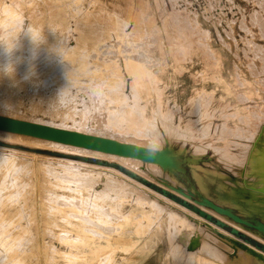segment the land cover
<instances>
[{"label": "rangeland", "instance_id": "1", "mask_svg": "<svg viewBox=\"0 0 264 264\" xmlns=\"http://www.w3.org/2000/svg\"><path fill=\"white\" fill-rule=\"evenodd\" d=\"M63 1L0 0V113L10 111L27 121L81 125L78 128L87 134L146 147L161 146L162 138H169L174 147L185 145L203 159L219 162L228 183L238 179L237 160L247 157L244 145L254 151L249 133L264 128V0ZM62 3L65 25L51 20ZM81 28L110 38L97 50L77 53L72 59L68 52ZM164 52L175 59L170 67L174 78L165 87L162 81L151 85L153 103L147 112L129 70L140 66L122 64L130 66L133 55L144 60ZM202 84L205 91L197 94L195 88ZM161 89L176 98L166 101ZM239 104L244 111L238 110ZM20 142L0 137V153L10 157L0 169V264H190L188 256L181 259L172 253L171 240L180 225L171 217L175 211L158 200L156 206L149 205L153 195L140 193L135 181L157 194H166V188L170 198L203 206V211L231 228L240 225L243 230H237L245 237H239L264 249L258 231L177 192L157 164L154 168L142 162L126 165L66 148ZM263 156L255 161L258 169L253 173L264 179ZM72 169L90 174L85 177ZM242 203L256 213L248 200ZM133 209L145 216L136 214L128 222L133 224L121 226ZM223 229L231 232L229 227ZM98 241L104 246L91 263L85 258Z\"/></svg>", "mask_w": 264, "mask_h": 264}, {"label": "bare ground", "instance_id": "2", "mask_svg": "<svg viewBox=\"0 0 264 264\" xmlns=\"http://www.w3.org/2000/svg\"><path fill=\"white\" fill-rule=\"evenodd\" d=\"M97 49H98V45H90L87 42L86 43L85 42H79L78 44L76 43V44H74V46L70 47L69 50H72V51H69L68 55L71 56L73 59L75 57V55H77V53L78 54H84L89 50L95 51ZM100 51L103 52V50H100ZM4 52H5V54L9 53L7 51H4ZM97 52H99V51H97ZM89 55H91V53ZM93 55L95 56V54H93ZM2 57H4V56H2ZM6 59H8V58H6ZM164 60L166 61V59H164ZM58 62H60V61H58ZM7 64L8 63H6L4 65H7ZM145 66H146V64H145ZM25 67H27V66L25 65ZM23 69H25V68H23ZM157 69H159V68H157ZM37 71H39V70H37ZM64 71H62V72H64ZM93 71H95V70H93ZM117 71L120 72L119 69ZM94 73H96V72H94ZM32 75L33 74H31L30 76H32ZM36 81H38V80H36ZM211 81H213V80H211ZM219 81L224 82L223 79H220ZM54 92H55V90H54ZM5 100H4V103H6ZM1 106H3V105H1ZM237 108L240 111H244L243 110L244 108L240 104H239V106L237 105ZM2 112L3 113H0V137H5V138H7V140H8V138L13 139V140H17V143H18V141H21V142H26V144L27 143H33V144H39V145H50V146H55V147H60V148H66L67 150L68 149L72 150L71 152L75 151V152H80V153H84V154L86 153L89 155L92 154V155H95L96 157H104V159L106 158V160L108 158L114 159V160L119 161L121 164H126V165H129V164L135 165V164H139L142 162V163H146L147 165L154 168L157 164L161 168V170L163 169L162 171L164 173L166 172V174H165V176L167 175L166 178L171 180V182L173 183L172 186L177 192L183 194L187 198L194 199L195 201H197L200 204H203L207 207L214 209L215 211L219 212L220 214L227 216L228 218H230V219L234 220L235 222L243 225L244 227L248 228L249 230L258 231L264 237V201H261V198H263V200H264V179L261 178L259 176V174H257V172H256V174L253 173V170H255L257 168L256 167L257 164L255 161L260 160V157H258V156L264 154V150H262V148H264V128L257 130V131H251L249 133L248 137L254 140V142H253L254 143V151H251L250 149H248L249 148L248 143L245 144L246 146L244 145V147L246 148V151H247V157L246 158H239L237 160L238 164L240 165V172H239V175L237 176L238 179H234V180H232V183L231 182L228 183L227 182L228 180L226 179L227 174L222 172L223 170L220 169V163L219 162L213 160L211 157H209L208 159L207 158L203 159L202 156L199 155V153H196L192 150L189 151L188 146L181 145L179 147H177V146L174 147L173 143H171L169 141L170 140L169 138H164V137L162 138L163 140L160 143V145L162 144L161 146L164 145V147L159 146V144H157L158 146H154V147H146L145 145H142V144L138 145L136 143L130 144V143H126V142H120V141L114 139V137H112V136L107 137V136L100 135V134L99 135L87 134L86 132H83L84 130L82 127L78 128L79 126H81L79 124H78L79 125L78 127H73V126H70V125L68 126L65 124H60V125L56 124L55 125V123H47V122H42V121L39 122L37 120L33 121L34 119L27 121V119L19 118L15 114L10 113V111L8 113H6L7 111H5V114H4V110H2ZM64 120H66V119L64 118ZM170 129H172V127ZM123 133L125 134L126 132H123ZM120 134H122V133H120ZM124 134H122V135L125 136ZM132 135H134V134H132ZM170 135H172V134H170ZM170 137H172V136H170ZM174 138H178V137H174ZM9 141H12V140H9ZM250 143H252V142H250ZM1 148H2V146H1ZM189 152H191V154ZM8 157L5 154L0 153V169H3V164H5L10 158V157L9 158ZM99 160H101V159H99ZM261 160H263L262 163H264V159H261ZM201 162H203V164H201ZM14 164H11V165L14 166ZM69 166L71 167V165H69ZM187 166L189 169H187ZM4 167L6 168V166H4ZM72 171H74L75 174L82 173V174H84L85 177L90 174L88 171H76L73 169H72ZM63 173H65V172H63ZM262 173H263L262 177H264V167H263ZM69 174H71V173H69ZM11 175H13V174H11ZM7 176H8V174H7ZM2 178H4V177H2ZM7 178L10 179L13 177L10 176ZM75 178H76V176H75ZM80 179H81V177H80ZM0 180H2V179L0 178ZM131 181H133V180H131ZM70 182L72 183L73 181H70ZM80 182L81 181H79V183ZM89 182H90V180H89ZM127 182H129V181H127ZM188 183L191 185V189H187ZM10 184H12V183H10ZM134 184L137 185L136 189H138L140 193L142 192L144 194L153 195L154 199H150L148 201L149 205L156 206L155 203H157L159 201V202L165 203L166 207H170L175 211V213L171 214V217L174 219L175 224L178 223L180 225L176 226V228L174 230V236L172 237V240H171L172 241V253L174 255H177L181 259L182 258L186 259V257L188 256L187 258L189 261H187V262L190 264H264V252H263L264 249H263V251H261L262 249L261 250H259L260 248L257 249L258 248L257 246H256L257 248L253 247L251 245L252 240H250L249 238H247V239L245 238L246 241H244V239H242L241 237L244 238L245 235L240 232L243 230V229H241L243 227H241L239 224H238L239 226H236V225H235L236 227L234 226L236 229L231 228L228 224H226V223L214 218L210 214H208L207 213L208 211L205 212L206 209L203 206H199L202 209L201 210L200 208H198L194 204L190 205L191 202H189L185 199H184L185 200L184 202H180L177 199L170 198V197H168V195H166L167 194L166 188H165L166 194H163V193L157 194L154 191H151L149 188L145 187V185H142L141 183H137V181H135ZM127 185H129V184H127ZM14 187H15V185H14ZM130 190H132V189H130ZM104 191H105V189H104ZM247 191L251 193L250 194L251 196L247 197L244 195V194H247ZM94 194H97V193L94 192ZM194 194H198L197 196L199 198L198 199L194 198ZM140 195H142V194H140ZM207 195L211 196L214 200L207 197ZM225 195H229V197H225ZM258 196L260 199L258 198ZM140 197H142V196H140ZM242 200H248L251 203V207L254 209V212H256L257 214L253 213V211H249L250 206L244 205L242 203ZM223 204H228V205H223ZM2 205L4 206V202ZM75 207L77 209V207H79V206L75 205ZM83 209L85 210V208H83ZM102 209H104V208H102ZM145 209H147V208H145ZM203 210H205V211H203ZM80 211H81V209H80ZM138 211H139L138 209H133L130 212H128L127 215L125 216V219L121 220V226L127 227V226L133 224L134 221L130 224L128 222L131 219L134 220L135 218H137V216L139 214L142 217L145 216V214L137 213ZM172 211H170V212H172ZM234 211H237V213L239 215L236 214ZM209 213L213 214L214 216L216 215L215 212H213V211H211V212L209 211ZM136 214H137V216H135ZM79 215H80V213H79ZM223 215H220V216H222V217H220L222 220L226 219V218H224ZM12 216H14V215H12ZM74 216H76V215H73V217ZM83 218H85V217H83ZM83 218H82V220H83ZM119 218H121V217H119ZM177 218H178V220L175 221ZM206 218L209 220H212L213 222L222 226L223 228L229 227V230L232 233L223 231L225 229H223L222 227H221L222 228L221 229L219 227L213 226L209 221H207ZM84 221L86 222L89 220H86V218H85ZM225 222H227V221H225ZM86 223L84 225H86ZM88 224H91V223L89 222ZM76 225H77V223H76ZM3 226H5V225H3ZM87 226H89V225H87ZM192 226H193V228H192ZM77 227H80V226H77ZM86 229H88V228H86ZM121 229H124V228H121ZM152 229L154 230V228H152ZM237 229L240 231H238ZM72 230L74 231L75 229H72ZM87 231H90V230H87ZM103 231H104V229H103ZM135 231H136V229H135ZM138 231H141V230H138ZM2 233H3V231H2ZM7 233H9V232H7ZM78 233H81V232H78ZM95 233H96V235H98L97 232H95ZM95 233H93V234H95ZM108 234H111V233H108ZM127 236H129V235H127ZM239 236H241V237H239ZM104 238H106V237H104ZM85 240H87V239H85ZM143 240H145V238ZM249 242H250V244H249ZM1 243L5 244L3 242H1ZM79 243H81V242H79ZM102 246H104V242L98 241V244H95L94 248L91 250V254H89V255L87 254L88 256H87V258H85V260L89 259V261L91 260V263H93V260L95 259V257L98 256V254L100 253ZM169 250H170V248H169ZM5 253H7V252L5 251ZM106 254H108V253H106ZM76 255L79 256L78 254H76ZM76 255H75V257H77ZM79 258H81V257H79ZM83 259H84V257H83ZM171 259H173V258H171ZM84 263H85V261H84ZM86 263H89V262H86ZM96 263H98V261Z\"/></svg>", "mask_w": 264, "mask_h": 264}, {"label": "crops", "instance_id": "3", "mask_svg": "<svg viewBox=\"0 0 264 264\" xmlns=\"http://www.w3.org/2000/svg\"><path fill=\"white\" fill-rule=\"evenodd\" d=\"M55 1L64 2L63 0H55ZM57 7L58 8L56 9V12H54L51 16V20L58 23V24H61V25L64 24L65 25L66 20L63 16V11L65 10V3H62V4L58 5ZM131 8H133V5L130 6V11L133 10ZM109 38H110V36H105V37L96 36V34L92 33L91 30L81 28L78 30V36H76L75 44L76 43L78 44L79 42H85V43L87 42L90 45H99L100 42H102L106 39H109ZM127 57H131L130 54L127 55ZM145 58H144V60L143 59L139 60L138 56L133 55L132 59H130L131 61H133L132 64H130V66L128 65L129 63L128 64L123 63L122 65H123V67L125 65L129 68L132 66H140L139 68L135 67V68H130L129 70L132 71L133 79L136 83V85H134L133 88H135V87H136V89L139 88L138 91L140 92L139 93L141 95L140 97H142V99H143L142 101L144 103L143 107H145V110L147 112H150L149 109L153 103V101L150 98L154 94L150 90V87L153 83H156V82L160 83L161 81H162L161 85L163 87H165V86H167V84H169V81L174 78L173 72H171L172 69H169V68L174 66V65H172V63L174 64L175 59L171 54L165 53V52L164 53H158V54L154 53L153 56H146ZM164 59H166L167 62ZM145 64H146V66H145ZM157 68H159V69H157ZM208 88H212V85L208 84ZM162 89H161L160 93H161V96L165 100L172 98V97L176 98V96H174V94H172L171 91H164V90L162 91ZM195 90H196L195 92L197 94L198 93L199 94L204 93V91H205L204 85L202 84L200 86V88H195ZM212 91L214 93L213 97L216 98L217 97V91L215 90V88H213ZM142 101L139 105H142ZM180 119H182V116Z\"/></svg>", "mask_w": 264, "mask_h": 264}]
</instances>
